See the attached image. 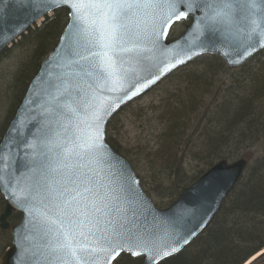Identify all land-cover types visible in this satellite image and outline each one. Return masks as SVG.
<instances>
[{
  "label": "water",
  "instance_id": "obj_1",
  "mask_svg": "<svg viewBox=\"0 0 264 264\" xmlns=\"http://www.w3.org/2000/svg\"><path fill=\"white\" fill-rule=\"evenodd\" d=\"M196 3L198 9L181 19L190 18V24L173 40H168V35L181 20L161 23L169 12L165 0L159 7L137 10L134 19L140 36L135 44L139 47L110 52L111 66L101 67L94 57L80 59L88 52L78 30L100 24L99 14L87 6V0L80 12L82 22L74 20L73 9L64 0H0V52L51 12L59 8L69 12L57 45L41 62L0 141V194L6 201L0 227L9 228L11 235L0 264H56L50 252L54 238L48 229L54 233L60 225L49 223L48 218H59L67 225V218H60L53 204L76 192L87 197L77 200L84 204L95 201L104 213L108 209L100 197L110 189L120 192L118 203L109 202L110 215L125 223L130 242L110 251L102 264H114L122 254L142 257V264H158L182 251L209 225L241 178L247 164L244 159L219 161L185 188L173 204L161 209L143 190L130 161L106 140L109 121L177 68L204 54L218 55L228 66L238 67L264 49V0ZM215 12L221 18L208 21ZM69 106L75 111L69 112ZM97 109L102 117L98 121L92 115ZM88 144L94 147L89 149ZM85 187L91 191L85 193ZM65 188L69 192L59 196ZM89 210L94 211L90 204ZM13 211L21 218L10 226ZM136 238H151L156 246H139L132 242ZM171 247L177 251L170 252ZM163 251L170 254L164 256Z\"/></svg>",
  "mask_w": 264,
  "mask_h": 264
},
{
  "label": "trees",
  "instance_id": "obj_2",
  "mask_svg": "<svg viewBox=\"0 0 264 264\" xmlns=\"http://www.w3.org/2000/svg\"><path fill=\"white\" fill-rule=\"evenodd\" d=\"M54 13L43 25L23 36L19 42L23 47L18 56L19 65L10 75L8 86L5 83L0 85V109L6 112L3 134L9 124L7 119L13 117L42 59L53 50L67 23L68 12L65 9ZM198 61V68L190 70L188 66L179 71L185 73L181 78L187 86L164 105V113L157 119L159 133L151 136L146 146L139 147L143 153L137 154L138 158L122 150L115 139L117 116L108 126L109 143L132 162L139 174L137 162L148 167L150 185L156 182L155 176L160 177L158 182L171 184V203L217 161H234L239 157L251 161L247 149L264 139V51L238 69L227 68L218 56H204ZM222 73H225V81L228 82L224 95H221L222 86L213 91L216 88L213 82L220 80L222 84L219 77ZM210 95V103L206 104V97ZM202 110L204 114L211 111L210 116L205 117L207 122L199 116ZM198 117L200 122L194 123ZM197 128L201 135L194 143L192 132H196ZM197 163L206 168L196 169ZM188 165H192L189 166L191 169ZM147 187L146 192L151 195L150 187ZM4 207L5 202L0 197V214ZM19 218L20 214L14 213L10 221L13 224ZM9 243L8 231L0 230L1 248L4 246V250ZM263 249L264 149L247 167L208 228L190 246L160 264H244ZM122 259L124 264H141L137 258L123 256Z\"/></svg>",
  "mask_w": 264,
  "mask_h": 264
},
{
  "label": "snow or ice",
  "instance_id": "obj_3",
  "mask_svg": "<svg viewBox=\"0 0 264 264\" xmlns=\"http://www.w3.org/2000/svg\"><path fill=\"white\" fill-rule=\"evenodd\" d=\"M73 9L74 20L83 21L84 17L80 15L81 9L85 6V0H64ZM169 9L168 15L165 16L161 23L170 25L174 20L178 21L186 18L190 12L198 9L196 0H165ZM161 0H87V6L96 9L100 17V24L95 28H90L87 31L79 29L82 33L83 48L88 52L87 56H80V59H88L89 56L96 58L98 65L101 67H110L112 57L110 52L116 50L133 51L139 46L135 41L139 39V23L134 19L137 17V10L152 9L159 7ZM230 7V5H225ZM254 6V5H253ZM184 10L181 11L180 9ZM221 18L219 12H215L208 17V21L216 22ZM96 24V21H93ZM159 32L156 35L159 36ZM127 43H132L131 48L123 47ZM98 49V51H91ZM76 55H79L77 53ZM78 62V61H74ZM180 61H177L179 63ZM109 83V81H105ZM115 83V81H112ZM69 112H74L75 109L70 106L67 109ZM99 110L93 112V119L98 121L102 117L98 114ZM89 149L94 147L93 144L86 145ZM75 183V181H73ZM85 193L90 192V188L83 189ZM69 189L65 188L63 192L58 193L59 196H64ZM49 196L51 193L49 192ZM81 197L82 200H87V197H82L80 192H76L74 196L69 195L62 203H54L53 208L60 218H67V225L61 222V219L48 218L51 224H59L60 228L56 232H52L49 228L48 232L52 233L54 243L50 245V252L53 254V260L56 264H102V260L110 251L117 247H123L128 244L129 238L126 233L129 231L125 227V223L121 219L114 218L110 215L112 208H109V202L120 200V192L116 189H110L104 196L100 197L105 200L104 207L108 209L107 213L101 212L99 207H96L95 201H88L87 204L77 200ZM54 200L55 197H52ZM75 203L76 206H73ZM89 204L94 211L89 210ZM100 213V216L96 214ZM107 217L101 219V217ZM139 246L155 247V242L151 238H136L132 241ZM185 243L187 241H184ZM167 247V242L164 243ZM176 247H171L170 252H176ZM169 251H163V255L170 254ZM103 254V255H100ZM138 253L133 252V255ZM159 251L156 255H159Z\"/></svg>",
  "mask_w": 264,
  "mask_h": 264
},
{
  "label": "rangeland",
  "instance_id": "obj_4",
  "mask_svg": "<svg viewBox=\"0 0 264 264\" xmlns=\"http://www.w3.org/2000/svg\"><path fill=\"white\" fill-rule=\"evenodd\" d=\"M54 14L55 13H52L50 18L53 17ZM46 20L47 18H45L43 23H45ZM43 23H38V25L40 26ZM184 29H185L184 22L179 23L174 27L170 36L171 37L178 36L180 33H182ZM22 39L18 40L16 43H13V45L8 49V51L5 54L0 55V85L1 86H3L4 83L8 86L9 84L8 82H10V79H9L10 75L14 72V70H16L17 65H19V63L17 62L18 56L23 51V47L20 45L19 42ZM199 62L200 61L198 60L196 61V63L193 62L191 65H189L188 68L190 70H194L195 68H198L197 65ZM184 75H185L184 72L182 73L177 72L173 74L172 76L164 80L160 85H158L157 87L149 91L147 94L136 99L133 103H131V105H129L126 109H124L118 115L117 122L114 124L115 125L114 126L115 139L119 143L120 148L122 150L128 151L130 155H132V157L134 158H138L136 156L137 154L143 153V149H140L139 147L146 146L148 144V139L151 138V136L157 135V133H159L160 123L158 122L157 119H159V116L164 113V110H163L164 105L170 99L174 98V96L176 97L177 92L181 93L182 92L181 90H183V88L187 86V84H184L182 82L183 79L181 77L183 76L184 78ZM227 76L228 78H230V74H228ZM219 77L221 79L222 84L219 83L220 80L216 81L217 83L213 82V84L216 85V88H214L213 91H217L218 88L222 86L223 90L220 88L221 95H224L228 88V86L225 87V84H228V82L225 81L227 80L225 78V73L220 74ZM1 94L6 95V93H2V92ZM211 97H212L211 95L210 97H206L207 99L205 101L206 104L210 103ZM14 101L16 103L17 99ZM0 108H1V105H0ZM12 110L13 108H11V111ZM2 111L3 110L0 109V139L2 137V134H3L2 130H4L5 128L4 124L6 122V114H5L6 112L4 111L2 112ZM204 113L205 111L202 110L201 115L199 116L203 119V121L205 120V122H207L208 120L205 119V117H207V115H209L211 111L209 114L208 113L204 114ZM200 117H198L197 120L195 119L193 122L199 123ZM9 121H10V118L7 119V124L9 123ZM192 129H193V125H192ZM199 130L200 129H198L196 132L195 131L192 132L194 143L195 141H197V139L201 135L200 133L201 131ZM130 147H131V152H130ZM263 149H264V139L263 138H261L258 141V144H256L252 148L247 149L246 152H248L247 153L249 154L248 157L251 159L250 164L252 163V161L255 160L257 156L260 155V152H262ZM231 159H233L232 156H231ZM137 165L140 168L141 177H143L142 182L145 184V185L143 184L144 188L148 189L147 186L150 187L149 189L151 193L150 196L153 199L154 203L159 207L168 206L171 203L170 200L172 198V196L170 195L171 184L170 183L169 184L160 183L158 182V178L160 177L155 176L156 182L154 183V185L153 184L150 185V178L146 170L148 169V167H144L142 163H139V162H137ZM189 166L190 165H188V169H191L190 167L192 165L190 167ZM196 166H197L196 169H199V170L206 168L202 163L200 164L197 163ZM153 180H154V177H153ZM154 188H155V191H154ZM2 248L0 246V251H1L0 255L1 253H3ZM262 252H264V250L259 252L257 255L253 256V257H256V256L258 257L254 258L249 264H262L264 260V253L262 255H259ZM122 258L123 256L120 257V259L118 260L116 264H124L122 263L124 261V259Z\"/></svg>",
  "mask_w": 264,
  "mask_h": 264
}]
</instances>
